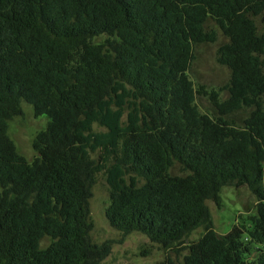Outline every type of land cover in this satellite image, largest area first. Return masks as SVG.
<instances>
[{"label":"trees","instance_id":"16d2710c","mask_svg":"<svg viewBox=\"0 0 264 264\" xmlns=\"http://www.w3.org/2000/svg\"><path fill=\"white\" fill-rule=\"evenodd\" d=\"M257 19L264 0H0V264H102L110 245L92 242L88 209L100 173L111 228L163 249L203 230L181 262L159 264H264V250L246 260L249 245L264 246ZM218 35L229 81L226 99L208 95L209 116L188 71ZM22 102L48 119L32 162L8 136ZM224 187H246L256 204L249 229L220 236L206 203L221 208Z\"/></svg>","mask_w":264,"mask_h":264},{"label":"rangeland","instance_id":"374dc122","mask_svg":"<svg viewBox=\"0 0 264 264\" xmlns=\"http://www.w3.org/2000/svg\"><path fill=\"white\" fill-rule=\"evenodd\" d=\"M259 33L264 35V25L257 19ZM103 38H97L96 43H101ZM225 39L218 35V40L213 44H204L195 47L194 59L188 71L189 79L192 81L195 90H199L200 95H196L195 104L198 110L206 115H213V109L208 95L211 92L217 93L220 100L227 97L224 91L229 81L228 70L216 62V51ZM264 68V57H263ZM264 103V98H263ZM22 115L14 117L8 121V136L13 141L17 152L28 162H32L37 154L33 150V141L36 135L43 131L48 119L45 116L34 117L33 109L25 102L21 103ZM247 116V111H241L233 118L241 123ZM94 130L104 131L98 127ZM99 153L92 154L93 160L98 161ZM173 174H182L178 167L172 170ZM91 197L88 201L89 221L92 224L90 238L95 244L108 243L110 253L103 260L102 264H159L166 258H170L179 263L188 253L187 247L197 242L203 235L201 228L189 234L177 246L171 249H163L151 243L149 239L138 232L123 234L111 228L105 218V210L109 205V187L106 184L105 176L100 173L91 187ZM214 224L215 232L222 236L227 234L233 226H238L243 230L249 229V218L255 213L256 199L246 188L224 187L221 191V208H217L214 203H206ZM244 235L243 242L249 243ZM50 243L48 238H43L41 246L46 247ZM251 254L246 255L247 262H252L259 255L258 251L263 247L249 245Z\"/></svg>","mask_w":264,"mask_h":264}]
</instances>
